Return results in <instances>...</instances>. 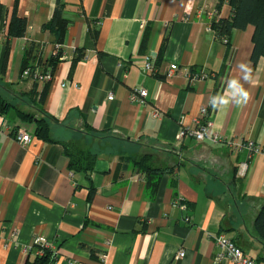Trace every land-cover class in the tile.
<instances>
[{
    "label": "crops",
    "instance_id": "0c3cea01",
    "mask_svg": "<svg viewBox=\"0 0 264 264\" xmlns=\"http://www.w3.org/2000/svg\"><path fill=\"white\" fill-rule=\"evenodd\" d=\"M56 1L0 0V78L14 104L0 112V264H35L44 254L48 264H231L216 260L217 234L264 261L254 225L264 204V151L239 181L246 150L180 137L206 110L214 131L264 150V59L250 60L252 26L234 30L226 45L210 22L230 17L227 1L216 10L218 0H60L69 24L41 109L57 122L54 138L96 156L91 170L73 172L63 145L35 137L16 113L32 112L21 95L43 88L21 70L31 42L27 65L44 70L55 43L43 25ZM14 11L26 32L8 38ZM145 56L153 72L142 70ZM240 63L252 68L241 81L249 101L213 109L210 98L225 94ZM171 64L177 70L168 77ZM201 71L208 77L187 76ZM135 89L147 91L146 104L129 99ZM18 129L30 143L16 141ZM142 155L167 168L155 190L133 163ZM36 237L50 243L42 256Z\"/></svg>",
    "mask_w": 264,
    "mask_h": 264
},
{
    "label": "trees",
    "instance_id": "16d2710c",
    "mask_svg": "<svg viewBox=\"0 0 264 264\" xmlns=\"http://www.w3.org/2000/svg\"><path fill=\"white\" fill-rule=\"evenodd\" d=\"M224 1L228 2L231 8V15L228 18H213L211 20L210 28L214 35L221 39L226 45H229L231 33L234 30H244L246 27L252 26L253 33L251 40L253 46L250 60L255 64L260 58L264 59V0H218L216 3V10L221 8ZM63 8L64 4L60 0H57L50 20L43 25L44 29L49 30L54 35V48L50 57L44 63V71H48L50 74H53L57 64L63 56L62 45L69 24V21L63 16ZM26 27V18L17 16L14 11L7 24V37H23L26 32ZM34 46L35 44L31 42L28 43L25 49L22 72L30 67L27 65V61ZM163 49L164 43L162 42L158 51V58L161 57ZM43 84V88L40 92L33 87L28 93L21 95L22 99L26 100L34 110L32 112H26L16 109L19 123L24 126H32L33 135L43 141L61 143L68 157L69 170L73 172H87L91 170L96 160L94 154L79 150L74 144L58 140L51 134L53 125L57 124V122L54 118L47 116L41 109V104L44 101L49 81L43 82ZM5 93H8V91L0 78L1 114L6 113L10 108H14L13 102L5 96ZM170 148L172 149V147ZM125 161H127L126 158ZM133 163L137 165V170L146 175L147 187L155 190L162 173L167 168L152 166L151 157L149 155H142L137 159H133ZM241 178L243 177H238L235 169V179L241 181ZM254 225L260 239L264 242V204L260 207L255 217ZM49 261V255L44 254V256L36 259L35 264H48Z\"/></svg>",
    "mask_w": 264,
    "mask_h": 264
},
{
    "label": "built area",
    "instance_id": "2783aa9c",
    "mask_svg": "<svg viewBox=\"0 0 264 264\" xmlns=\"http://www.w3.org/2000/svg\"><path fill=\"white\" fill-rule=\"evenodd\" d=\"M142 70L146 72H153L154 70V60L148 56L143 57ZM177 70L176 64H171L169 70L167 71V76H171ZM190 80H197L207 78L208 75L204 72H188ZM22 78L30 79L32 81L48 82L52 79V74L48 71L40 70L37 66H30L26 68L22 74ZM147 91L145 89H135L130 92L129 99L139 105L146 104ZM109 100L112 99V94L107 97ZM189 135L196 141H203L208 138L214 143L224 144L226 147L234 151L246 150L247 155L243 158L237 165L236 174L238 177H245L248 167L249 159L255 153L264 151L260 146L254 144L253 142L235 143L231 138L221 135L213 130L212 121L210 119V114L206 110H202L201 117L196 120V127L194 129H182L180 132V137ZM16 141L25 145L31 142V135L22 130L18 129L15 135ZM214 244L217 248L216 260L218 262L222 260H227L231 264H264V261L258 262L255 259L248 257L244 254L240 247H238L233 241L227 238L224 234H217L213 237ZM33 245L37 246L36 255L42 256L44 252L50 247V243L42 238L36 237L33 239ZM184 255L182 250H179L177 257L181 258ZM68 264H74V262H68Z\"/></svg>",
    "mask_w": 264,
    "mask_h": 264
},
{
    "label": "clouds",
    "instance_id": "9594fccd",
    "mask_svg": "<svg viewBox=\"0 0 264 264\" xmlns=\"http://www.w3.org/2000/svg\"><path fill=\"white\" fill-rule=\"evenodd\" d=\"M238 69L241 75L228 81L225 94H217L210 98L209 103L213 109L226 108L230 104L240 106L249 101L250 93L241 81L249 82L251 80L252 68L247 63H240Z\"/></svg>",
    "mask_w": 264,
    "mask_h": 264
}]
</instances>
